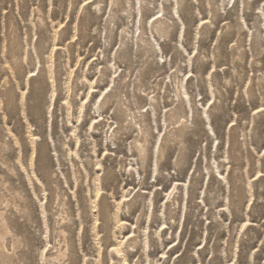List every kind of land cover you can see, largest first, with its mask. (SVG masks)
Masks as SVG:
<instances>
[{"label": "rangeland", "instance_id": "1", "mask_svg": "<svg viewBox=\"0 0 264 264\" xmlns=\"http://www.w3.org/2000/svg\"><path fill=\"white\" fill-rule=\"evenodd\" d=\"M0 214V264H264V0H0Z\"/></svg>", "mask_w": 264, "mask_h": 264}, {"label": "bare ground", "instance_id": "2", "mask_svg": "<svg viewBox=\"0 0 264 264\" xmlns=\"http://www.w3.org/2000/svg\"><path fill=\"white\" fill-rule=\"evenodd\" d=\"M0 215H1V214H0ZM0 217H1V216H0ZM4 221H5V220H4ZM2 223H3V222H2ZM2 225H3V224H2ZM3 226H4V225H3ZM2 235H3V234H2ZM2 235H1V236H2ZM1 236H0V241H2V237H3V236H2V237H1ZM0 245H1V244H0ZM1 250H2V249H1Z\"/></svg>", "mask_w": 264, "mask_h": 264}]
</instances>
